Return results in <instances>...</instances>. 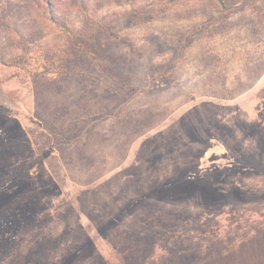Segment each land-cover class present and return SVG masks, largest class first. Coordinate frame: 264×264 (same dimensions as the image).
<instances>
[{"label": "rangeland", "instance_id": "1", "mask_svg": "<svg viewBox=\"0 0 264 264\" xmlns=\"http://www.w3.org/2000/svg\"><path fill=\"white\" fill-rule=\"evenodd\" d=\"M0 264H264V0H0Z\"/></svg>", "mask_w": 264, "mask_h": 264}, {"label": "trees", "instance_id": "2", "mask_svg": "<svg viewBox=\"0 0 264 264\" xmlns=\"http://www.w3.org/2000/svg\"><path fill=\"white\" fill-rule=\"evenodd\" d=\"M83 9V8H82ZM58 24L59 25H62V26H65L66 24L65 23H63V22H61V21H58Z\"/></svg>", "mask_w": 264, "mask_h": 264}]
</instances>
